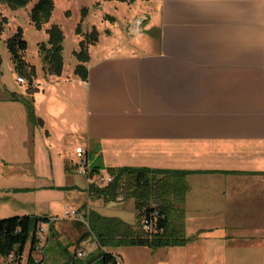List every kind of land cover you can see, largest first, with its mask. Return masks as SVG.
I'll return each instance as SVG.
<instances>
[{
    "label": "crops",
    "instance_id": "0c3cea01",
    "mask_svg": "<svg viewBox=\"0 0 264 264\" xmlns=\"http://www.w3.org/2000/svg\"><path fill=\"white\" fill-rule=\"evenodd\" d=\"M138 16L135 25L153 29L154 38L125 53L92 46L87 79L49 76L33 94L34 113L46 139L51 126L40 105L52 126L64 125L62 136L80 138L74 153L80 147L88 159L93 151L108 167L192 171L183 208L184 230L194 235L152 249H162L157 264H189L200 238L222 240L243 224H264V0H162L158 26ZM77 87L83 121L67 125L59 116L66 101L74 107ZM25 121L26 159L35 127ZM58 154L73 174L77 161ZM131 211L133 222L119 218L134 223ZM120 248L111 251L125 264Z\"/></svg>",
    "mask_w": 264,
    "mask_h": 264
},
{
    "label": "rangeland",
    "instance_id": "374dc122",
    "mask_svg": "<svg viewBox=\"0 0 264 264\" xmlns=\"http://www.w3.org/2000/svg\"><path fill=\"white\" fill-rule=\"evenodd\" d=\"M37 1L29 0L26 5L17 8L0 2V219L28 215L45 217L52 222L53 230L50 231L45 225L37 250L32 253L33 264H87L97 257V244L92 236H82L87 231L86 223H82L83 217L82 220L63 218L65 206L77 210L82 216L86 209H94L102 215L118 216L133 222L131 210H135L134 201L125 197L104 202L88 194L90 182L97 178L101 185H105L109 177V164L105 162L103 165L101 158L93 151L88 153L87 167L90 169L99 165V173L94 178L87 181V171L66 173L65 160L60 158L58 152L68 151L73 161H78L74 148L80 138H71L65 134L62 136L64 125L57 123L52 126L54 119L44 105L38 108L46 117L47 125L51 126V136L46 139L47 127L35 125L32 137L34 149L29 151V158L25 159L21 139L26 129V112L19 102L10 99L13 94L21 95L26 91L28 82L17 80L19 74L6 43L16 33H20L26 41L23 59L33 66L35 78L32 86L41 92L43 84L50 81L51 75L45 74L46 65L40 46H43L42 49L49 48L48 30L52 26H57L62 34L61 73L78 77L74 74L75 66L79 64L74 52L79 50L81 41H94L87 43L88 55L94 45L106 47L105 51L108 52L118 47L121 53L139 49L140 45L137 44L154 38L155 32L153 29L147 30V27L142 29L139 24L135 25L136 17L146 15L150 17L149 25L158 26L162 0H51L49 19L39 28L34 26L30 17ZM147 23L146 20L142 26ZM88 61L83 63L85 67ZM78 88L74 107L66 101V110L59 116L67 125L83 121L84 113L77 109L78 106L83 107V98ZM94 183L100 186L99 182ZM136 219L135 212L132 224H135ZM184 233L188 237L194 235L189 229L184 230ZM235 233L234 237L228 236L222 240L200 238L193 245L188 263L264 264V224H243L241 231ZM28 250L29 243L25 246L19 264H27ZM161 250L128 246L119 251L125 264H157L155 258L161 257ZM78 251L83 252L82 257L76 256Z\"/></svg>",
    "mask_w": 264,
    "mask_h": 264
},
{
    "label": "trees",
    "instance_id": "16d2710c",
    "mask_svg": "<svg viewBox=\"0 0 264 264\" xmlns=\"http://www.w3.org/2000/svg\"><path fill=\"white\" fill-rule=\"evenodd\" d=\"M29 0H1L12 8L22 7ZM52 9L51 0H38L31 10V20L35 27L49 19ZM49 48L42 49L45 74L59 76L62 72V34L57 26L48 30ZM87 43L93 40H83L77 52H74L79 64L75 66L74 74L85 81L88 69L83 65L89 59ZM7 50L19 76L28 82L25 95H15L11 101L21 102L25 106L27 121L32 126H42L43 121L34 113L33 94L38 90L33 87L35 78L33 66L23 59L26 50V41L20 33H16L7 40ZM83 172L87 171V178H92L99 173V165L88 169L87 158ZM66 168L65 170L67 171ZM71 169L76 170L75 164ZM109 181L105 185L97 186L90 182L87 187L89 195L102 199L104 202H113L119 198L129 197L134 201L136 212L135 224H129L116 216H105L94 209H86L83 222L87 231L83 237L92 236L98 248L95 259L87 264H117L118 254L112 249L127 246H140L150 249L159 247L180 246L188 241L184 233V208L183 202L187 192L184 178L193 173L187 170L152 169L148 167H108ZM84 209V207H83ZM40 223H47L48 229L53 230L52 222L48 218L31 217L28 215L11 216L0 219V264H6L9 254L14 255L15 264H19L23 251L29 243L27 264H33L31 258L37 250L38 240L36 231ZM144 225L148 229L144 228ZM12 262L7 264H12ZM76 264V262H74Z\"/></svg>",
    "mask_w": 264,
    "mask_h": 264
},
{
    "label": "built area",
    "instance_id": "2783aa9c",
    "mask_svg": "<svg viewBox=\"0 0 264 264\" xmlns=\"http://www.w3.org/2000/svg\"><path fill=\"white\" fill-rule=\"evenodd\" d=\"M17 80L24 82V79L21 78V77H17ZM75 154H76V157L78 159V161L76 163V165H77L76 171L77 172H83L84 165L86 164V159H85V157L83 155V149L80 148V147L76 148L75 149ZM109 181H111V178L107 177V183ZM94 182H96V183L99 182L100 183V181L97 180V178L94 180ZM100 185H101V183H100ZM63 218H76V219H80L81 218V220H82V215L77 210H75L73 208L65 207L64 208ZM45 225L48 226L47 223L46 224H43V223L39 224V226L37 228V231H36L37 238H40L43 235V233L45 232V228H44ZM143 226H144V228L148 229V227L146 225L143 224ZM76 256L77 257H82L83 256V252L82 251H78L76 253ZM13 260H14V255L13 254H9L8 257H7V260H6V264L12 262ZM116 260H117V264H122L120 258L116 257Z\"/></svg>",
    "mask_w": 264,
    "mask_h": 264
}]
</instances>
